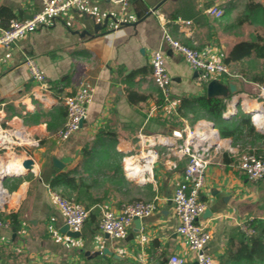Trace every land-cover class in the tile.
I'll use <instances>...</instances> for the list:
<instances>
[{"label": "crops", "instance_id": "1", "mask_svg": "<svg viewBox=\"0 0 264 264\" xmlns=\"http://www.w3.org/2000/svg\"><path fill=\"white\" fill-rule=\"evenodd\" d=\"M251 2L264 8V0H131L125 8L108 0H85L9 49L0 47L3 123L39 141V146L25 147L34 161L32 169L3 181L9 198L0 205V264H160L172 255L193 264L194 254L177 232L173 203L186 159L164 140L175 130L212 121L198 106L182 107L183 98L208 95L212 81L218 85L213 96L227 97L230 85H238L237 107L243 96L249 98L243 89L258 95L261 84L227 76L201 83L199 72L169 47L164 30L204 57L224 61L236 42L264 33L261 11L247 18ZM211 6L224 13H208ZM41 7V0H0L1 23L6 27L11 19L30 18ZM156 50L164 53L172 78V105L152 78ZM28 55L37 59L47 86L29 73L24 63ZM230 68L239 72L235 64ZM246 68L264 72V61L246 62ZM83 83L94 87L87 118L62 140L58 132L67 121L63 98ZM231 100L226 101L225 119L233 116ZM222 140L225 147L207 171L201 199L208 207L199 222L211 230L207 251L215 264H230L229 251L236 252L245 239L243 226L264 221V179L249 180L239 166L241 150L262 153L264 143L245 146L232 138ZM149 151L153 164L143 160ZM67 174L75 180L73 188L61 182ZM52 190L88 210L77 237L71 235ZM137 201H154L156 209L139 223L134 219L122 239L103 232L105 211Z\"/></svg>", "mask_w": 264, "mask_h": 264}, {"label": "built area", "instance_id": "2", "mask_svg": "<svg viewBox=\"0 0 264 264\" xmlns=\"http://www.w3.org/2000/svg\"><path fill=\"white\" fill-rule=\"evenodd\" d=\"M41 1V9L30 18L11 19L6 27L2 25L0 20V47L9 49L18 40L27 37L52 20L68 13L74 7L83 4L85 0ZM108 1L124 8L131 2V0ZM208 13L219 17L224 11L218 7L211 6L208 8ZM164 39L173 51L182 54L191 67L199 72L201 83H207L220 76H227L234 80H246L239 73L232 71L230 66L223 60L204 57L200 50L174 38L166 29L164 30ZM24 63L29 73L42 85L47 86L45 76L37 59L34 56L28 55L25 57ZM152 78L160 88L163 99L172 105V78L166 69L164 53L161 50L154 51L152 56ZM93 94V85L83 83L74 94L63 98L67 109V121L64 128L58 132L60 139H68L82 127L81 122L87 118V108L93 99ZM239 95L241 94H233L231 103L229 104L230 113L237 111L235 99H239ZM249 99L257 101L259 99L258 102L264 107V84L260 86L259 94L254 98L249 96ZM231 104L232 108L230 107ZM258 127L264 131V126ZM169 138L172 140H167ZM169 138H166L164 142L171 144L174 151L181 158L186 159L182 181L178 185L173 197L174 211L179 220L177 232L187 241L189 250L194 254L193 264H215L214 258L207 251L208 243L211 240V230L206 224L200 223L199 218L208 207L207 203L201 199L206 184L207 171L216 155L225 147L223 140L214 122L210 120L199 121L194 126H188L182 131L175 130ZM29 145L39 146V141L30 140L23 132L5 126L0 110V158L4 159L8 155L22 156L26 154L25 147ZM27 157L29 156L26 154L23 160ZM143 160L146 164H153L155 162L154 154H151L149 151ZM133 166L134 163L129 164L128 168L131 170ZM239 166L246 173L249 180H263L264 152L259 153L250 148L241 150L239 154ZM51 196L65 216L67 225L73 231H80L88 218V210L80 202L67 198L57 190H52ZM0 209H2L1 206ZM155 209L156 204L154 201L125 203L118 210L105 211L100 227L111 238L122 239L127 236L136 217L149 216ZM243 230L247 235H251L254 232L249 224L244 225ZM44 264L57 263L47 262ZM167 264L187 263L183 257L172 255L168 259Z\"/></svg>", "mask_w": 264, "mask_h": 264}, {"label": "trees", "instance_id": "3", "mask_svg": "<svg viewBox=\"0 0 264 264\" xmlns=\"http://www.w3.org/2000/svg\"><path fill=\"white\" fill-rule=\"evenodd\" d=\"M262 13V22L264 24V8L255 2L247 5V18L256 17L258 12ZM243 19V21L247 20ZM255 60L264 61V33L256 32L253 40H243L236 42L229 53L225 56L224 62L230 67L232 64L238 66V73L253 84H264V72L255 71L246 68V62L252 63ZM250 97L257 96V90L243 89ZM233 94L227 97L201 95L194 98H183L182 107L194 108L198 106L204 109L208 117L215 122L222 138H232L234 141H240L247 136L256 135L258 138H264L259 134L251 118L239 107L238 111L231 118L222 117L226 110L227 100L231 99ZM61 182L70 188L74 187V178L64 175ZM250 227L253 234L244 236L240 248L236 251H229L230 264H264V221L258 223L257 220L251 222ZM160 264H167V261Z\"/></svg>", "mask_w": 264, "mask_h": 264}, {"label": "bare ground", "instance_id": "4", "mask_svg": "<svg viewBox=\"0 0 264 264\" xmlns=\"http://www.w3.org/2000/svg\"><path fill=\"white\" fill-rule=\"evenodd\" d=\"M242 104L246 109L254 111L253 119L257 126H264V107L263 105L255 99H249L246 96L242 98ZM232 108V104L230 106ZM23 157L21 155L11 156L9 159L4 160L0 158V173L12 174L18 173L23 169ZM135 167V166H134ZM9 196L7 191L0 184V205L4 200H8Z\"/></svg>", "mask_w": 264, "mask_h": 264}, {"label": "water", "instance_id": "5", "mask_svg": "<svg viewBox=\"0 0 264 264\" xmlns=\"http://www.w3.org/2000/svg\"><path fill=\"white\" fill-rule=\"evenodd\" d=\"M217 87H218V85L216 84V81H212L209 84L208 95L210 97L215 95ZM230 91H231L232 94H235V93H240L241 90L239 89L238 85L236 83H234V84L230 85ZM246 110L250 114L254 113V111H252V110H249V109H246ZM231 114H234V113H231ZM83 123H84V121L81 122V126L83 125ZM54 161H55V165L57 167H61L62 166L60 161H58L56 159ZM33 163H34L33 159L30 158V157H27L22 163L23 169H25L27 171L31 170L32 167H33ZM15 174H17V173H12V174L0 173V184L3 186V181L6 179V177L9 176V175H15ZM135 219L138 220V223L141 222V218L136 217ZM138 223H137V225H138ZM71 235L73 237H77L79 235V231H72Z\"/></svg>", "mask_w": 264, "mask_h": 264}, {"label": "rangeland", "instance_id": "6", "mask_svg": "<svg viewBox=\"0 0 264 264\" xmlns=\"http://www.w3.org/2000/svg\"><path fill=\"white\" fill-rule=\"evenodd\" d=\"M258 101H259V99H258ZM239 107L242 108V105L240 104V106H238L236 110H238ZM247 115L251 118V121L254 124L256 131H259L261 133V131L258 129V126L255 124V122H254V120L252 118L253 117L252 114L247 113ZM239 142L242 143L245 146L246 145L247 146L248 145H260V144L264 143V138L260 139L256 135H253V136H247V137L241 139ZM11 156L12 155H8L7 157H4L5 158L4 160L9 159Z\"/></svg>", "mask_w": 264, "mask_h": 264}]
</instances>
